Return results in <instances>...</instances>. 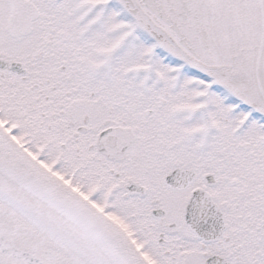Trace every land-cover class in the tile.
Here are the masks:
<instances>
[{
  "label": "snow or ice",
  "instance_id": "obj_1",
  "mask_svg": "<svg viewBox=\"0 0 264 264\" xmlns=\"http://www.w3.org/2000/svg\"><path fill=\"white\" fill-rule=\"evenodd\" d=\"M0 264H264V0H0Z\"/></svg>",
  "mask_w": 264,
  "mask_h": 264
}]
</instances>
